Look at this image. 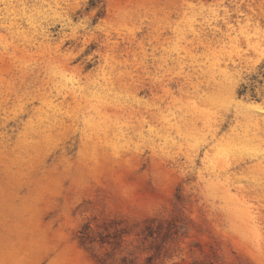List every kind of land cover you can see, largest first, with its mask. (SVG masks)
<instances>
[{
	"label": "rangeland",
	"instance_id": "obj_1",
	"mask_svg": "<svg viewBox=\"0 0 264 264\" xmlns=\"http://www.w3.org/2000/svg\"><path fill=\"white\" fill-rule=\"evenodd\" d=\"M0 264H264V0H0Z\"/></svg>",
	"mask_w": 264,
	"mask_h": 264
}]
</instances>
